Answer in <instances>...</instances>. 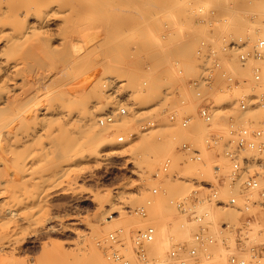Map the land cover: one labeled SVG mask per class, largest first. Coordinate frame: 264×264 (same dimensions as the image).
<instances>
[{"label": "rangeland", "instance_id": "rangeland-1", "mask_svg": "<svg viewBox=\"0 0 264 264\" xmlns=\"http://www.w3.org/2000/svg\"><path fill=\"white\" fill-rule=\"evenodd\" d=\"M11 1L13 2V0ZM121 1L123 0H119V4L117 2L118 5L114 7L115 9L111 8L112 11L110 10L109 13H111L112 16H106L107 14H109L107 13L109 9L105 5H100L101 8H99V10H97V8L93 12V14L95 13V16L91 17L90 21L86 25L84 37H86L87 41L86 44L84 42L85 45L82 51H78L76 42H74L75 40L77 41V39H75V36H77L76 34H78L75 27L76 25H65L63 23H60V25H55L56 27L53 26L55 29L53 27H50L51 29H47L48 32L46 31V33L47 35L50 34V37L51 33L56 34L52 35V37H54V40H52L53 38L46 40L45 37L43 38V40L41 36L38 38L39 40L35 42L36 46H34L35 52H33V48L31 47L33 46V44L28 45L30 44V42L28 44L24 43V46L21 45V42H17V45L19 46L20 44L23 48H20L17 45L15 46L16 43L13 45V48H15L14 52H17L16 54H18L19 56L18 57L16 55V58L18 57V61L20 63L19 70L16 71H19L20 73L18 72L17 74L15 73L16 71L14 72L15 74L12 73L13 75H17L18 77H16V83L14 82V85L10 83L7 85V91L5 93L6 100L4 101L6 102L5 109H7L8 111V113L6 112V114H4V118L6 117V119H9V122L6 121V124H8L7 127L9 130H11V132H13L12 130L16 129L17 127H20V129L23 127L25 129L28 123L30 124V122H28L27 120L29 119L28 109L32 104L31 102L35 98L34 96L39 94L42 95L43 91L46 95L49 91L62 90L74 95L76 94V98H79L82 95V99H84L85 96L89 98V95H91L90 97L93 98L92 94L94 92L91 93L92 85L101 75H104V77H108L107 79H109V77L111 78L115 76L114 80L116 79V85L112 90H116L117 93H120V96H118L120 97L122 102L120 101L121 103L118 106L122 104L125 105L124 103H126V105L128 106L129 114L123 118L117 117L118 122H116L115 124H118V126L119 119L128 122L125 126L121 125L119 130L114 127L115 125H102L100 123L101 116L107 110L116 108L117 105H113L111 103V99L104 92L101 93L103 95H101L100 93H98L99 95L97 93H94L98 96L95 95L96 97H94V99H89L92 100V105L96 104L100 108V110L96 112V122L98 123V125H100L101 132L96 136L93 135L90 137L88 135H82L80 133L72 132L71 127L73 128L74 125H79L77 124L78 121L76 123V120H74L73 123L71 122L72 120L66 122V119H63L62 121V117L58 119L54 117L55 121L53 123L51 122L53 126L52 124L48 125V120L52 121L51 117L48 114H42L41 118L47 116V118L45 117L46 120L45 118L42 119L43 121H47L46 124L47 128H49V131L48 133H40L42 134L41 137L40 134L37 135V140L32 139L36 142L34 143L33 141L34 145H32V140L27 141L28 143H26V139L24 138H21L19 140V138L22 137V134H19V136L15 135L16 137L18 136L17 139L16 137H13V133V135H7V137L10 138V142L8 143L9 140L7 138L6 141H8L6 143L7 145L5 146L6 160L4 158L3 164V167L5 169L4 175L7 177L5 178V181H13L12 184L14 188H12L15 190V193H12L13 189L11 187H8V189L11 188L12 191L10 192V190H7V192L9 191L10 194H15L13 199H15L16 197V199H19L18 201H24H21L22 204L27 202V205L29 207L24 204L22 205V207L24 206L25 209L20 207L21 210H19L18 216L20 215V219H22L20 220L17 216L19 220L16 217V220L14 221L15 223H17L18 221L19 224L21 223L23 225V227L18 226L19 228L17 233L22 227L20 232L18 233L19 235H14V237L19 236L17 237L19 240H17L18 244H16V249H13L14 251L8 248V250H10L12 254L8 252V255H6L5 257H0V264H17L18 262V264H65L67 261L70 264H88L85 263V261L90 263L92 262V260H101L97 259L98 257L102 258V264H125L123 261H114L108 258V252L112 251L111 249L113 248L111 244L107 242V237L110 232L121 226L126 227L127 232L122 236V242L116 248L121 251V254L125 257L126 260L129 261V264H132V261L133 264H151L143 263L136 257L133 250L134 232L146 227L150 223H156L159 229H162L158 236V243L151 246L155 247L152 249L153 253L159 252V248L161 246L163 247L166 241H168L164 237L166 236V233L169 232L168 229H175L180 232L178 226L180 225L179 223H181L179 220L182 219L178 216L175 209L167 206V197L164 194H160L159 196H157V206L151 209V215L149 218L138 217L128 211L130 207H136L138 205L144 204L146 198L151 196V194L144 188H142V186H149L154 183L152 180V175L156 168L167 157H174L178 162L184 161L182 165L179 164L175 169L181 175L190 176L194 175L197 172V165L187 162L185 156L177 152L178 141L175 140L174 136L177 134L178 127L176 123H173L175 125L174 126L173 124H170L168 122L163 111L178 108L183 100L187 102V108L191 110L197 109V105L200 100H198L194 96L193 92L186 88V82L194 77H198L203 72L201 65L203 63L204 56L198 55L194 49V46L197 42L204 41L205 47H213L219 50L221 49L222 45L228 43L229 40L238 38L240 36L254 39L259 36L264 38V0H226V2L225 0H210L211 2H206L207 0H204L205 2L203 0H187V9H182L178 12H175V8L167 9L170 6L171 1L174 2L176 0H145L146 3H148L147 5L146 3L144 4L145 7L143 6V4H137L141 3V0H128L131 2L129 3L130 5L126 0L127 2L124 1L125 4L127 3L125 6ZM177 1L180 2L182 0ZM16 2L17 1L15 0L14 3ZM22 2L24 3V1ZM213 2L214 4H212ZM135 3L137 4V6ZM161 3L163 7H160L159 4ZM21 5L19 4V7ZM102 6L103 9L105 7L108 10H102ZM139 6H141V8L138 9ZM165 6H167L166 9L164 8ZM172 6L174 5L171 4V7ZM98 11H101L100 15L96 16L99 13ZM15 12L19 17H22L23 14L24 16L25 14H27L25 12V7L17 8L16 11L13 10V13ZM174 15L177 16L176 23L172 22ZM9 16H14V19L15 17L16 19L19 18L15 14ZM110 17H112V19H110ZM25 18L22 17L21 19ZM25 20L22 21L25 22ZM62 27H65V29L63 28L64 32L62 31ZM141 27L144 28L142 29ZM145 27L147 28V30L145 29ZM130 29L132 31H130ZM49 30L52 32H50ZM143 31H145V36L142 35ZM35 33L36 35H39L40 32L36 30ZM57 33L63 35L57 36ZM47 35L45 36L47 37ZM66 35L67 39L65 41L67 42H64L63 37ZM143 37H146L144 39L146 41V48L144 49L146 50L142 52L143 47L137 45L136 43H134V41H136L138 38ZM116 40L120 42H117V45L115 44ZM105 42L108 43V45L111 43L112 46H108ZM98 43L99 48H97ZM105 45L107 46V48H109L108 50L107 48H104L106 47ZM27 46L28 48H26ZM29 47L31 50L29 49ZM93 47L97 49L95 50ZM118 48H122V50H124L123 52H127L128 50L130 52L128 51V53L125 54L120 52V49L118 50ZM5 49L6 51H10L12 48L11 46H6ZM135 49H139L137 53L133 52L136 51ZM90 50H92V53ZM81 53H85L87 56L84 54V57L81 55ZM140 53L144 54L141 55ZM11 55L12 57L15 56L14 53H7L8 57H10ZM126 55H128V57ZM79 56L81 58L83 57L81 62L84 69L83 67L79 68L77 63V66H74L73 60H77V62L80 61L81 58H78ZM221 56L223 57L224 62L231 67L233 78L241 81L242 83L240 85H238L239 83H232V88L229 89L226 80H224L223 78H217L215 83L216 88H221L218 92L220 93V91L225 90V95L228 94V97H226L221 102L220 97L218 96L219 93L216 94V97L215 95L212 96L216 104L220 103L218 107L222 105L228 106L230 104H234L236 99L241 94H251L255 91L253 89L254 84L252 83V66L254 62L251 61L247 66L243 67L239 63L237 53L230 51L228 53H222ZM121 57H123L122 62L120 59ZM108 58H112L113 62L114 60L117 62V68L112 66V64L115 63H111V60H109ZM93 59L94 61H91ZM84 61L86 62V64L84 63ZM81 62L79 65H81ZM106 64H108L110 68L113 67L114 69H116L114 70L115 73L114 71H112L113 68L111 70ZM180 69L183 70V73L181 75L178 73ZM109 72H112V75ZM242 73L244 74V76H241ZM23 75H25V78ZM95 79L96 81H94ZM65 81L66 83H64ZM56 87L59 88L57 89ZM168 87L171 88V92H173L174 94L170 97L166 96L164 93L165 89ZM231 89L232 91H230ZM86 93H88V95H86ZM30 98L32 99L30 100ZM43 100L44 99H42V102ZM219 111L221 112L216 115L214 129L225 132L227 130V111H222L221 109H219ZM246 113L247 112L242 113L239 109L236 108L233 111V116L239 122L245 123V125L258 123L261 119H264V107L252 109L249 110L247 114ZM251 114L252 116H250ZM253 114L256 115L254 116ZM195 117L196 121L192 124L190 131L196 142L198 144H201L202 139L208 132V130L204 128L203 123L200 121L196 113ZM149 120L155 121L158 124V128L145 132L143 131L142 126L145 125ZM26 121L27 125H25ZM70 124L73 126H70ZM49 126L54 128L53 131L50 132L51 128ZM49 133L52 134L51 137H47L48 135H51ZM131 134H135V137H131ZM44 135H46V137ZM59 135H61L60 138H57L59 137ZM119 135H125L128 141L126 143L118 145L116 143L110 145L105 142L107 137H112L116 140ZM62 136L65 137L62 138ZM49 139L52 144V151L49 153L50 155L48 154L49 156L46 154L40 156V160L36 162L37 164H35V169H38V171L40 172L39 174H42V170L44 173L45 169H49L51 165H53V161H56L57 158L59 159L62 156L61 152L63 148L61 147V145L65 144L64 139L68 142L70 139V143L68 146H70L69 148L71 149V152L73 153V151L78 150L76 154H79L80 156V161L75 163L74 166H72V169H70L68 172V178L70 181H61L62 179L60 180L59 178H56V181L53 177L52 181L48 179V181H44V184L42 182V184H40V181L39 183H36L32 179H29L31 178L28 177L30 176V174L28 175V173H26L24 169H22L24 166L23 162L26 161L23 158L27 159V156L32 153L31 147L36 146V144L38 143L39 145L47 144L46 142H48ZM57 139L60 140V142L63 141V143L58 144L59 141ZM13 140L15 143L13 142ZM145 142L149 144L146 145ZM9 144L15 145L11 146ZM56 144L57 147H61L62 150L60 148L57 149ZM99 144L101 147L99 146ZM142 144H145L144 146L147 147V149L152 145H154L155 147L159 145L163 147L164 151L160 155L161 158L158 157L159 160H154L158 162L151 161V163H153L152 165H149V162H147L146 159L143 158V156H145L143 155L145 152L143 153L144 148L140 149V147H142ZM71 145L72 147L74 146V148H72ZM10 148H12L13 150H11ZM54 149L56 150L54 151ZM97 151H100L102 154H106V152L108 151H110L111 153L108 155H101V157H97L95 156V154L98 153ZM147 153L152 152L149 149ZM141 154L143 156H141ZM148 158L150 161L151 157ZM145 161L148 164L142 163ZM146 164L147 166H151L149 167V170L148 167L145 166ZM17 168H20L22 171ZM206 171L208 175H210V169H206ZM17 185L20 187L16 188ZM22 186L25 190L27 189L28 191L22 189ZM164 186L165 188H167L168 195L175 197L186 194L189 189L188 184L183 181H164ZM28 188L31 189L29 190ZM21 190H24L25 192H27V194L24 191L22 192ZM22 194L23 196H21ZM112 194L114 198L109 199V196H111ZM26 195L29 197H27ZM32 201L37 202L36 206L39 205V201L43 202L41 205L44 204L45 207L43 206L44 208L42 207V210H40L39 212H37V209L33 211L34 213H40L38 215L41 217H36V214L32 215L29 209L31 208L30 206L33 203ZM34 204L35 203H33V205ZM112 205L114 206V208ZM115 206L121 207L120 210H118L119 207L117 208ZM33 208L34 207H32V209ZM160 208L161 210L164 209V212L168 213V215L170 214L167 220L162 221L160 220L159 215H157V212L160 210ZM156 209H158L157 212ZM114 212L116 213L117 218L115 217L110 220V214ZM230 213H232L233 215L234 212H228V215L223 212H218L217 217H226V215L229 216ZM24 215H32L36 223H27L28 217H24ZM234 215L232 216V218H236V216ZM24 219H26L27 221H24ZM108 219L110 220V222L108 221ZM18 223L17 225H19ZM50 223H53V230L46 229L48 224ZM169 225H171L170 228ZM106 227L110 228H107V230H105ZM99 230L101 232L103 231L101 233L102 236H100L101 234L98 233ZM188 231L189 230L187 229V232ZM179 232H174L176 236H178V240L188 239L187 237H185L188 236L187 233H185L186 235H184V233L181 232L182 234L179 235ZM95 235L97 236V238L99 235L100 239L96 238V240L94 237ZM236 238L237 237L234 231L233 235H231L230 237V241L228 244L229 249L238 247L239 244L237 243ZM226 250L227 249L225 247H221L218 253H229V251ZM50 252H53L55 256ZM91 252L92 254L90 255ZM94 254L99 256H94ZM89 255H93L92 258L94 259L89 257ZM50 256L52 258H50ZM226 257L227 255L225 256V258ZM49 258L51 259L52 263L50 262ZM54 258L56 261H54ZM88 258H91V261ZM160 264L168 263L165 261Z\"/></svg>", "mask_w": 264, "mask_h": 264}, {"label": "built area", "instance_id": "built-area-1", "mask_svg": "<svg viewBox=\"0 0 264 264\" xmlns=\"http://www.w3.org/2000/svg\"><path fill=\"white\" fill-rule=\"evenodd\" d=\"M194 49L198 55L204 56L201 65L203 72L186 82V88L200 100L197 109L187 108L188 104L183 100L178 108L163 112L168 122L176 123L178 127L174 136L178 141L177 152L184 155L187 162L197 165V172L183 176L175 169L184 161L178 162L174 157H167L154 171V183L142 186L151 196L146 198L144 204L128 209L135 216L149 218L151 209L157 206V196L164 194L167 206L174 208L182 218L179 229H188L190 233L185 236L187 240H178L173 232L167 234L164 237L168 241L159 248V252L153 253L155 247L151 246L158 243L160 229L156 223H150L134 232L133 250L143 263L264 264V119L245 125L233 116L236 108L243 113L264 107V38L240 36L229 40L219 50L207 48L205 42L201 41L196 43ZM230 51L238 54L243 67L254 62L252 83L255 91L241 94L234 104L218 107L220 103L216 104L212 98L221 89L216 88L217 78L226 80L229 89L232 83H242L233 78L231 67L221 56ZM178 73L181 75L183 70L180 69ZM164 93L168 97L174 95L170 87ZM226 97L228 94L220 96V102ZM124 104L107 110L101 116L100 123L107 125L117 117L127 116L129 110ZM219 109L227 111L225 132L214 129L216 115L221 112ZM195 113L208 130L201 144L196 142L190 131L196 121ZM157 128L158 124L153 120L142 126L145 132ZM130 136L135 137V134ZM117 140L120 143L128 141L125 135H119ZM206 169H210V175ZM168 180L186 182L189 189L182 196H169L164 187V181ZM216 212H234L237 218H217ZM115 217L114 212L109 219ZM234 231L239 245L229 249ZM126 232V227L121 226L109 233L107 242L113 248L108 252L110 260L129 263L116 248ZM221 247H225L229 253H218Z\"/></svg>", "mask_w": 264, "mask_h": 264}, {"label": "bare ground", "instance_id": "bare-ground-1", "mask_svg": "<svg viewBox=\"0 0 264 264\" xmlns=\"http://www.w3.org/2000/svg\"><path fill=\"white\" fill-rule=\"evenodd\" d=\"M14 1L15 0H13V2L11 1V0H9V1H3V0H0V257H5L6 255H8V252H10V250H8V248H10V249H16V244H18L17 242L19 241L18 240V238L17 237H19V236H16V237H14V235L15 234H17V235H19L18 233L20 232V230H21V228L23 227V225L21 224H19L18 223V221H17V223L19 224V225H17V223H15L14 221L16 220V217L18 216V214H19V210H21L20 209V207L21 208H24L25 209V207L23 206L22 207V205L24 204V205H27V202L26 203H21V201H18L19 199H16V197H15V199H13V197H14V195L15 194H12V193H15V190L13 189L14 187H13V181H9V180H7V181H5V178H7L5 175H4V171H5V169H4V167H3V164H4V158H5V146L7 145L6 143H7V141H8V143L10 142V138H8L7 137V135L8 134H14V138L16 137L15 135H18L19 136V134L22 136V137H20L19 138V140L21 139V138H24V139H26L25 141H26V143H28L27 141H31L32 139H34V140H37L36 139V136L37 135H39L40 133H48V129L49 128H47V124L48 125H51L54 121H55V119H54V117L55 118H61L62 117V121H63V119H66V122H69V121H71V122H73L74 123V120H76V123H77V121H78V123L77 124H79V125H77V126H75L74 125V127L72 128L71 127V131L72 132H74V133H80V134H84V135H88V136H93V135H97V134H99L101 131H100V125H98V123L96 122V112H98V110H100V108L96 105V104H94V105H92V100H90L89 98H91L90 96L91 95H89V98L87 97V96H85V97H87V98H85L84 97V99H82L83 97V95L82 96H80L79 98H76L75 97V95L74 94H71V93H69V92H66V91H55V90H53V91H49L48 92V94H44L45 92L43 91V93H42V95H36V96H34L35 98H34V100L31 102L32 104H31V106H30V108L28 109V118L29 119H27L28 120V122H30V124L28 123V125H27V121H26V124L25 125H27V127H25V129L23 128H21L20 129V127L18 128L17 126L18 125H21V124H18L16 127V129H14V130H12L13 132H11V130H9L8 129V127H7V125L8 124H6L7 122L6 121H8L9 122V119H6V117L4 118V114H6V112L8 113V111H7V109H5L6 108V106H5V103L6 102H4L6 99H5V93H6V89H7V85L10 83V84H12V85H14L16 82V77H18L17 75H13V74H15V73H17L18 74V72L16 71V70H19V67H20V63H19V59H18V54H16L14 51H15V48H13V45L15 44V46L17 45V42H21V45L22 46H24L26 43L28 44L29 42H30V44H28V45H32L33 44V46H31L33 49V52H35V47L34 46H36L35 45V42L36 41H38L39 39V37L41 36L42 37V39L45 37V39L47 40V39H52V40H54V37H52V35L54 34H52L51 33V37H50V34L49 35H47V33H46V31H47V29H49L50 27L52 28L53 26H55V25H60V23L62 24H65V25H67V24H71V25H76L75 27H76V30H77V32H78V34H76L77 36H75V39H77V41L75 40L74 42H76V45H77V49H78V51H82L83 50V48H84V45L86 44V41H87V39H86V37H84V33H85V31H86V25H87V23L90 21V19H91V17H93V16H95L94 14H93V12L97 9V10H99V8H101L100 7V5H105L108 9H106L105 7H104V9H103V6H102V10H105L106 9V11L108 10V12L107 13H109L110 12V10H111V8L113 9L114 7H116L118 4H119V0H16L17 2L16 3H14ZM22 1H24V3L22 2ZM127 2L126 0H123V1H121V2H123L122 4H124V6L127 4H125V2ZM131 1V0H130ZM130 1H128V4L129 3H131ZM186 1L187 0H182V1H174L175 2V4H174V2L173 1H171V4L172 5H174V6H172L171 7V4H170V6L167 8V9H171V8H175V12H178V11H181L182 9H187V4H186ZM204 1V0H203ZM206 1V0H205ZM204 1V2H205ZM213 1V0H212ZM219 1V0H218ZM217 1V2H218ZM223 1V0H222ZM10 2V3H9ZM20 2H22V3H20ZM117 2H118V4H117ZM120 2V3H121ZM134 2V1H133ZM137 2V1H136ZM139 2V1H138ZM206 2H211L210 0L208 1H206ZM215 2V1H214ZM214 2L212 3V4H214ZM225 2H226V0H225ZM146 3V1L145 0H141V3H137V4H143V6L145 7V4ZM216 3V2H215ZM222 3V2H221ZM11 4V5H10ZM13 4V5H12ZM19 4L21 5L20 7H19ZM136 4V3H135ZM137 4H136V6H137ZM148 3H146V5H147ZM164 4V3H163ZM166 4V3H165ZM121 5V4H120ZM119 5V6H120ZM130 5V4H129ZM133 5H134V3H133ZM132 5V6H133ZM160 5V7L162 6L163 7V5H162V3L161 4H159ZM11 6H12V8H11ZM14 6V7H13ZM16 6H18V7H16ZM122 6V5H121ZM212 6V5H211ZM214 6H216V5H214ZM16 7V8H15ZM22 7H25V12L27 13V14H25V16H24V14H23V18H25L26 16V20L25 19H21L22 17H19L17 14H16V12L15 13H13V10L14 11H16V9L17 8H22ZM166 7L167 6H165L164 8L166 9ZM139 8H141V6H139L138 7V9ZM164 8H163V10H164ZM115 9V8H114ZM160 9V8H159ZM162 9V8H161ZM19 10V9H18ZM21 10V9H20ZM112 11V10H111ZM99 12V11H98ZM101 12V11H100ZM100 12L98 13V15H96V16H99L100 15ZM104 12V11H103ZM15 14L17 17H19V18H17L16 19V17H15V19L13 18L14 16H9V15H13V14ZM24 13V12H23ZM105 13V12H104ZM102 15H103V13H102ZM111 15V13H109V14H107L106 16H110ZM112 16V15H111ZM10 17V18H9ZM13 19H12V18ZM103 17V16H102ZM176 17L177 16H173V20H172V22L173 23H176ZM104 18V17H103ZM102 18V19H103ZM19 19H21V20H19ZM110 19H112V17H110ZM109 19V20H110ZM171 19H172V16H171ZM25 20V22H23V21ZM96 20V19H95ZM98 21V20H97ZM244 22V21H243ZM97 23H99V22H97ZM100 23H102V22H100ZM64 25V26H65ZM242 25H244V24H242ZM135 26V25H134ZM56 27V26H55ZM88 27V26H87ZM137 27V26H136ZM50 28V29H51ZM54 28V27H53ZM60 28V27H59ZM63 28L65 29V27H62V31L64 32V30H63ZM138 28V27H137ZM142 28V27H141ZM144 28V27H143ZM142 28V29H143ZM55 29V28H54ZM67 29V28H66ZM145 29L147 30V28L145 27ZM36 30H38V32H40L39 33V35H36V33H35V31ZM53 30V29H52ZM75 30V29H74ZM132 30H133V27H132ZM131 29H130V31H132ZM50 31V30H49ZM54 31V30H53ZM129 31V32H130ZM48 32V31H47ZM50 32H52V31H50ZM63 32H60V33H63ZM70 32V31H69ZM73 32V31H72ZM58 34V33H57ZM69 34V33H68ZM145 34V31H143V34L142 35H144ZM45 35H47V37L45 36ZM54 35H56V34H54ZM60 34H58L57 36H59ZM61 35H63V34H61ZM60 35V36H61ZM65 35V34H64ZM86 36V35H85ZM145 36V35H144ZM63 37V36H62ZM61 37V38H62ZM77 37V38H76ZM56 38V37H55ZM146 37H143V38H138L136 41H134V43H136L137 45H139V46H142L143 47V49H142V52L143 51H145L146 49H144V48H146V41L144 40ZM63 39H64V42H67V41H65L66 39H67V35L66 36H64L63 37ZM86 39V40H85ZM44 40V39H43ZM51 40V41H52ZM57 40V39H56ZM115 40V39H114ZM73 41V40H72ZM111 41V40H110ZM49 42V41H48ZM84 42H85V44H84ZM99 42V41H98ZM101 42V41H100ZM107 42V41H106ZM105 42V43H106ZM113 42H115V41H113ZM117 42L118 43H120L119 41H117L116 40V42H115V44L117 45ZM122 42V41H121ZM18 43V44H19ZM23 43V44H22ZM25 43V44H24ZM110 43V42H109ZM132 43H133V41H132ZM47 44H49V43H47ZM53 44V43H52ZM72 44H73V42H72ZM101 44V43H100ZM107 45H108V43H106ZM114 44V45H115ZM21 45L19 44V46L18 47H20V48H23V47H21ZM55 45V44H54ZM62 45V44H61ZM99 45V43L97 44V46ZM109 45H111V43L109 44ZM108 45V46H109ZM6 46H11V50L10 51H6V49H5V47ZM94 46V45H93ZM106 46V45H105ZM112 46V45H111ZM119 47V46H118ZM26 48H28V46L26 47ZM66 48H68V47H66ZM94 48V47H93ZM97 48H99V46L97 47ZM96 48V49H97ZM102 48V47H101ZM104 48H107V46L106 47H104ZM123 48V47H122ZM122 48H118V50L120 49V52H122V53H128V51L127 52H123L124 50H122ZM126 48V47H125ZM124 48V49H125ZM138 48V47H137ZM141 48V47H140ZM29 49H30V47H29ZM37 49V48H36ZM95 49V48H94ZM95 49V50H96ZM109 48H107V50H108ZM22 50V49H21ZM31 50V49H30ZM29 50V51H30ZM51 50V49H50ZM93 50V49H92ZM92 50H90L91 51V53H92ZM94 50V51H95ZM106 50V51H107ZM111 50V49H110ZM113 50V49H112ZM122 50V51H121ZM127 50V49H126ZM136 51H133V52H138V50L139 49H135ZM28 51V50H27ZM89 51V50H88ZM14 53V55L15 56H13L12 57V55L10 56V57H8L7 56V53L9 54V53ZM52 52V51H51ZM68 52V51H67ZM85 52V51H84ZM108 52V51H107ZM113 52H115V51H113ZM130 52V51H129ZM132 52V53H133ZM141 52V51H140ZM148 52V51H147ZM69 53V52H68ZM86 53V52H85ZM84 53V54H85ZM90 53V54H91ZM109 53V52H108ZM27 54H28V52H27ZM66 54V53H65ZM84 54H82L81 53V55L82 56H84ZM87 54V53H86ZM85 54V55H86ZM141 55H143L142 53H140ZM140 54H139V56H140ZM146 54V53H145ZM16 55L18 56L17 58H16ZM80 55V56H81ZM88 55V54H87ZM86 55V56H87ZM118 55V54H117ZM25 56V55H24ZM27 56V55H26ZM54 56H56V55H54ZM60 56H62V55H60ZM77 56V55H76ZM75 56V57H76ZM78 57V58H81V57ZM124 56V55H123ZM127 57H128V55H126ZM129 56H131V55H129ZM134 56H135V54H134ZM12 57V58H11ZM63 57H64V55H63ZM85 57V56H84ZM115 57V56H114ZM16 58V59H15ZM23 58H25V57H23ZM83 58V57H82ZM82 58L80 59V61H78L77 62V60H73V63H74V66L76 65V63L78 64V67L80 68H82L83 66H82V62H81V60H82ZM109 58H110V56H109ZM108 58V59H109ZM112 58H113V56H112ZM112 58L111 59H109V60H111V63L113 62V60H112ZM22 59V58H21ZM61 59H63V58H61ZM67 59V58H66ZM65 59V60H66ZM77 59V58H76ZM121 59V62L123 61V57H121L120 58ZM23 60H25V59H23ZM79 60V59H78ZM62 61V60H61ZM91 61H94V59L93 60H91ZM96 61V60H95ZM102 61H104V60H102ZM101 61V62H102ZM80 62H81V65H79L80 64ZM100 62V63H101ZM110 62V61H109ZM120 62V61H119ZM84 63L86 64V62L84 61ZM84 63H83V65H84ZM99 63V64H100ZM113 63H115V64H112V66L113 67H116L117 68V65H116V61L114 60V62ZM72 64V63H71ZM110 64V63H109ZM22 65V64H21ZM24 65V64H23ZM87 65H89V64H87ZM107 66H108V64H106ZM116 65V66H115ZM26 66V65H25ZM24 66V67H25ZM77 66V65H76ZM94 66V65H93ZM111 66V65H110ZM111 66V67H112ZM23 67V66H22ZM21 67V68H22ZM63 67V66H62ZM77 67V68H78ZM109 67V66H108ZM112 67V68H113ZM68 68H69V65H68ZM110 68V67H109ZM112 68H110L111 70H112ZM83 69H84V67H83ZM87 69H88V67H87ZM69 70V69H68ZM82 70V69H81ZM86 70V69H85ZM108 70V69H107ZM114 70H116V69H114L113 68V70L112 71H114ZM16 71V72H15ZM22 71V70H21ZM71 71V70H70ZM76 71V70H75ZM105 71H106V69H105ZM15 72V73H14ZM40 72V71H39ZM103 72V71H102ZM10 73H11V75H10ZM13 73V74H12ZM20 73V72H19ZM73 73V72H72ZM76 73V72H75ZM81 73V72H80ZM107 73H108V71H107ZM110 74L112 73V72H109ZM114 73H115V71H114ZM113 73V74H114ZM77 74V73H76ZM97 74V73H96ZM95 74V75H96ZM103 74V73H102ZM104 74H106V73H104ZM109 74V75H110ZM22 75V74H21ZM42 75V74H41ZM78 75V74H77ZM112 75V74H111ZM110 75V76H111ZM115 75V74H114ZM24 76V78H25V75H23ZM241 76H244V74L242 73V75ZM22 77V76H21ZM76 77V76H75ZM73 78H74V76H73ZM108 77H104V75H101L98 79H97V81H96V79L94 80V81H96L93 85H92V88H91V90H92V92L91 93H105L110 99H111V103L113 104V105H117L116 107H118V105L122 102V100L120 99V93H117L116 92V90H112L113 89V87L116 85V79L114 80V78H115V76L114 77H109V79H107ZM70 80H71V78H70ZM15 82V83H14ZM64 83H66V81L64 82ZM11 85V86H12ZM59 85V84H58ZM57 85V86H58ZM62 85V84H61ZM15 86H17V85H15ZM65 86V85H64ZM14 87V86H13ZM12 88V87H11ZM57 89L59 88V87H56ZM56 88H53V89H56ZM64 88V87H63ZM8 89H9V86H8ZM116 89V88H115ZM13 90V89H12ZM49 90H52V89H49ZM10 91V90H9ZM68 91V90H67ZM87 91V90H86ZM224 91L225 90H222V91H220V94L221 95H219V97L220 96H223V95H225V93H224ZM47 93V92H46ZM90 93V92H89ZM92 94L93 95V98H91V99H94V97H96L95 95H97V94ZM45 96H44V95ZM84 94H85V92H84ZM86 95H88V93H86ZM99 95V94H98ZM97 95V96H98ZM101 95H103V94H101ZM119 95V96H118ZM43 96V97H42ZM82 97V98H81ZM100 97V96H99ZM80 98H81V100H80ZM32 98H30V100H31ZM42 99H44L43 100V102H42ZM80 100V101H79ZM121 101V102H120ZM30 102V101H29ZM75 106V107H74ZM28 108V107H27ZM222 109H225V108H222ZM223 111H226V110H223ZM249 111H247V113H248ZM246 113V114H247ZM42 114H48L50 117H51V120L52 121H50V120H48V123L46 124V122L47 121H45L46 120V118H47V116H45V117H42L43 119L45 118V122L43 121V119L41 118V115ZM245 114V113H244ZM8 115V114H7ZM254 115V114H253ZM256 115V114H255ZM254 115V116H255ZM48 116V117H49ZM53 116V117H52ZM198 116V115H197ZM245 116H247V115H245ZM250 116H252V114L250 115ZM258 116V115H257ZM255 118H257V117H255ZM6 119V120H5ZM48 119H50V118H48ZM13 120V119H12ZM43 122H42V121ZM68 120V121H67ZM20 121V120H19ZM22 121V120H21ZM13 122V121H12ZM52 122V123H51ZM70 122V123H71ZM116 122H118V118H116V120L111 124H109V125H112V126H114V127H116V129H118L119 130V128L121 127V125H123V126H125L128 122L127 121H123V120H121V119H119V126H118V124L116 125L115 123ZM20 123H22V122H20ZM25 123V122H24ZM23 123V124H24ZM72 123V124H73ZM22 124V125H23ZM108 125V126H109ZM52 126H53V124H52ZM70 126H73V125H71L70 124ZM50 127V126H49ZM51 128V130H50V132L51 131H53V129L54 128H52V127H50ZM115 129V130H116ZM220 131V130H219ZM12 134V135H13ZM42 134H40V137H41V135ZM49 134H51V133H49ZM48 135V134H47ZM17 136V137H18ZM45 137H46V135H44ZM51 137L52 136V134L51 135H48L47 137ZM54 136V135H53ZM58 136V135H57ZM60 136L61 135H59V137H57V138H60ZM17 137H16V139H17ZM35 137V138H34ZM39 137V136H38ZM63 137H65V136H62V138ZM8 138V140L6 141V139ZM93 138V137H92ZM45 139V138H44ZM34 140H32V145H34L33 144V141ZM58 140V139H57ZM61 140H63V139H61ZM66 140H67V137H66ZM65 139H64V141H65V144H62L61 145V147L63 148V150H62V148L61 147H59L61 150H62V152H61V157L57 160L56 159V161H53V165H51V167L49 168V169H45V172L43 173V170H42V174H39L40 172L38 171V169L36 170L35 169V164H37L36 162L37 161H39L40 160V156L42 155L43 156V154H46V155H48L51 151H52V147H51V141H50V139H49V141L48 142H46L47 144H42V145H39V143L38 144H36V146H33V147H31V154L30 155H26L27 156V159L26 158H23V159H25L26 161H24L23 162V164H24V166H23V168L22 169H24V171L26 172V173H28V175L30 174V176H28V177H31V178H29V179H32L34 182H38L39 183V181H40V184H44L46 181H48V179H50L51 181H52V179H53V177H54V180H56V178L58 179H62L61 181H63V180H69V178H68V172H69V170L70 169H72V166H74V164L75 163H77V162H79L80 161V156H79V154H76L77 152H78V150H76V151H73V153L71 152V149L69 148L70 146H68L69 145V143H70V139H69V142L68 141H66ZM47 141V140H46ZM55 141H56V139H55ZM59 141V143L58 144H60V143H63V141L62 142H60V140H58ZM105 141V140H104ZM13 142H14V140H13ZM12 142V143H13ZM38 142V141H37ZM42 142H43V140H42ZM45 142V141H44ZM103 142V141H102ZM106 143H108V144H110V145H113V144H122V143H120L119 141H117V139L115 140L114 138H112V137H107V139H106V141H105ZM104 142V143H105ZM15 143V142H14ZM20 143V142H19ZM34 143H36L35 141H34ZM56 143V142H55ZM71 143H72V141H71ZM103 143V144H104ZM25 144V143H24ZM54 144V143H53ZM145 144L147 145V144H149V143H146L145 142ZM144 144V145H145ZM9 145H11V144H9ZM8 145V146H9ZM13 145H15V144H13ZM13 145H11V146H13ZM30 145H31V143H30ZM38 145H39V147H38ZM74 145V144H73ZM143 144L141 145L142 147H140V149H143V155H145V156H143L142 154H141V156H143V158L144 159H146V161L147 162H149V165L151 164L152 165V163H151V161H154L155 159H158V157H160V155L163 153V151H164V149H163V147L162 146H154V145H152L151 147H149L148 149H147V147H145ZM41 146V147H40ZM60 146V145H59ZM75 146V145H74ZM74 146L72 147V145H71V147L72 148H74ZM99 146H100V144H99ZM149 146V145H148ZM76 147V146H75ZM101 147V146H100ZM13 148V147H12ZM12 148H10L11 150H13ZM30 148V147H29ZM56 148L57 149H59L58 147H57V144H56ZM9 149V150H10ZM149 151V149H150V151L152 152V153H147L148 151ZM56 149H54V151H55ZM60 150V151H61ZM70 152H69V151ZM142 151V150H141ZM11 152V151H10ZM98 152V151H97ZM100 152V151H99ZM97 153V154H95V156H97V157H101V155H108V154H110L111 152L110 151H108V152H106V154L105 153ZM60 153V152H59ZM50 155V154H49ZM48 155V156H49ZM25 156V157H26ZM14 157V156H13ZM82 157V156H81ZM148 157H151V160L149 161V158ZM45 158V157H44ZM161 158V157H160ZM5 160H6V158H5ZM159 160V159H158ZM8 161V160H7ZM22 161V160H21ZM142 162V163H147V162ZM154 162H158V161H154ZM21 163V162H20ZM22 164V163H21ZM21 164H20V166H21ZM79 164V163H78ZM143 164V165H144ZM148 164V163H147ZM147 164L145 165L146 167H148V170L150 169L149 167H151V166H147ZM34 166V167H33ZM37 166V165H36ZM15 167V166H14ZM19 167V166H18ZM17 169H19V170H21L20 168H17ZM22 171V170H21ZM38 171V172H37ZM210 172V171H209ZM145 176V175H144ZM22 177H24V176H22ZM27 177V178H28ZM11 180V179H10ZM36 180V181H35ZM38 180V181H37ZM22 181H23V179H22ZM45 181V182H44ZM57 181V180H56ZM59 181V180H58ZM70 181V180H69ZM33 182V183H34ZM42 182V183H41ZM50 182V181H49ZM30 183V182H29ZM32 183V184H33ZM18 184V183H17ZM35 184V183H34ZM167 184V183H166ZM165 184V185H166ZM16 185V184H15ZM26 185V184H25ZM38 185V184H37ZM43 186V185H42ZM8 187H13L12 189H13V191H12V189L11 188H9L8 189ZM18 187H20V186H16V188H18ZM33 187V186H32ZM38 187V186H37ZM165 187V186H164ZM167 187V186H166ZM22 189H24L23 188V186H22ZM29 190L31 189V188H28ZM42 189V188H41ZM167 189V188H166ZM7 190H10V192L12 191V193L10 194V192L8 193L7 192ZM25 190V189H24ZM23 190V191H24ZM27 190V189H26ZM25 190V191H26ZM22 191V190H21ZM22 191V192H23ZM24 191V192H25ZM28 191V190H27ZM41 191V190H40ZM19 192H20V190H19ZM26 194H27V192H25ZM25 193H24V195H25ZM34 193H36V192H34ZM119 193V192H118ZM39 194V193H38ZM34 195V194H33ZM116 195V194H115ZM121 195H122V193H121ZM21 196H23V194L21 195ZM27 196V195H26ZM35 196V195H34ZM27 197H29V196H27ZM110 198L109 199H111V198H114V196H113V194L111 195V196H109ZM119 197V196H118ZM18 198V197H17ZM45 198V197H44ZM43 198V199H44ZM121 198V197H120ZM28 199V198H27ZM46 199V198H45ZM17 200V201H16ZM26 200V199H25ZM47 200V199H46ZM115 200H117V199H115ZM119 200V199H118ZM44 201V200H43ZM112 201V200H111ZM22 202H24V201H22ZM33 202V201H32ZM47 202V201H46ZM114 202V201H113ZM112 202V203H113ZM33 203H35L34 205H33ZM32 203V205L30 206L31 208H29L30 209V211H31V213H32V215L34 214H36L35 216L36 217H38L39 215L38 214H40V213H34L33 211H35L36 209H37V212H39L40 210H42V207L44 206V204L43 205H41L43 202H38L39 203V205H37L36 206V201H34ZM111 203V202H110ZM28 204H29V202H28ZM114 204V203H113ZM28 206V205H27ZM113 206V205H112ZM120 206V205H119ZM119 206H115V207H119ZM29 207V206H28ZM32 207H34L33 209H32ZM40 207H41V209H40ZM45 207V206H44ZM43 207V208H44ZM113 208H114V206H113ZM120 208L121 207H119L118 208V210H120ZM159 208V207H158ZM172 208V207H171ZM28 209V208H27ZM39 209V210H38ZM174 209V208H173ZM158 211V209H156V212ZM156 212H154V213H156ZM30 213V212H29ZM217 213L218 212H216L215 213V216L217 217ZM223 213H225V214H227L228 215V212L226 213V212H223ZM28 214V213H27ZM235 213H233V215H234ZM30 215V214H29ZM29 215H24V217H28L27 218V220L26 219H24V221H27V223L28 222H31L32 224L35 222L34 220V217L31 215V216H29ZM157 215H159V218H160V220H167V218L170 216V214L168 215V213H166V212H164V209H162L161 210V208H160V210L157 212ZM226 215V217L228 218L229 217V219L230 218H232V213H230V215L229 216H227ZM219 216V215H218ZM234 216H236V214L234 215ZM19 217V219H20V215L18 216ZM18 217H17V219H18ZM39 217H41V216H39ZM225 216H223V217H220V218H226ZM217 218H219V217H217ZM235 218V217H234ZM234 218H232L233 220H234ZM237 218V217H236ZM236 218H235V220H236ZM18 219V220H19ZM22 219V218H21ZM20 219V220H21ZM106 219V218H105ZM182 219V218H181ZM231 219V220H232ZM107 220V219H106ZM108 221L110 222V220L108 219ZM180 222L182 221V220H179ZM21 222V221H20ZM26 223V222H25ZM26 223V224H27ZM30 223V224H31ZM36 223V222H35ZM39 223V222H38ZM37 223V224H38ZM46 223H47V221H46ZM180 224V223H179ZM40 225V224H39ZM43 225V224H42ZM60 225V224H59ZM20 226H22L20 229H19V232L17 233V231H18V228ZM46 227V226H45ZM54 226H53V223H50V224H48V226H47V228L46 229H54L53 228ZM56 227V226H55ZM179 227V226H178ZM96 228V227H95ZM107 228L109 229L110 227H106V229L105 230H107ZM42 229V228H41ZM57 229V228H56ZM59 229V228H58ZM100 229V228H99ZM177 229V228H176ZM179 229V228H178ZM96 230V229H95ZM98 230V229H97ZM180 230V229H179ZM26 231V230H25ZM35 231V230H34ZM66 231V230H65ZM160 231H162V229H160ZM168 231L170 232V233H174V232H179V231H177V230H175V229H172V230H169L168 229ZM186 231V232H185ZM185 231H181L180 230V232L178 233L179 235L180 234H182L181 232H183L184 233V235H186L185 233H187V234H189L188 232H187V229H185ZM95 232V231H94ZM103 232V231H102ZM100 230L98 231V233H102ZM169 232H167L166 233V235L167 234H170ZM97 233V232H96ZM95 233V234H96ZM97 233V234H98ZM24 234V233H23ZM26 234V233H25ZM45 234V233H44ZM94 234V233H93ZM96 234V235H97ZM99 234V235H100ZM94 236L95 237V239L97 238V236ZM98 235V238L100 237V236H102V234L99 236ZM104 235H106V234H104ZM103 235V236H104ZM176 237H178V236H176ZM97 238V239H98ZM96 239V240H97ZM100 239V238H99ZM178 239V238H177ZM18 240V241H17ZM104 240V239H103ZM101 242V241H100ZM103 242V241H102ZM21 247V246H20ZM95 248H97V247H95ZM224 248V247H223ZM49 250V249H48ZM98 250V249H97ZM14 251V250H13ZM17 251V250H16ZM108 251V250H107ZM100 252V251H99ZM224 252V251H223ZM11 253V252H10ZM50 253H52L53 254V252H50ZM50 253H49V255H50ZM12 254V253H11ZM92 254V252L90 253V255ZM46 255V254H45ZM49 255H47V256H49ZM54 255V254H53ZM89 255V257H93V255L92 256H90ZM102 255V254H101ZM55 256V255H54ZM58 256V255H57ZM94 256H97V255H95L94 254ZM99 256V255H98ZM97 256V257H98ZM8 257V256H7ZM59 257H61V256H59ZM63 257V256H62ZM50 258H52L51 256H50ZM49 258V259H50ZM91 258H88V259H90V261H91ZM104 258V257H103ZM46 259V258H45ZM49 259H47V260H49ZM92 259H94V258H92ZM97 259H101V260H97L100 264H102L103 262H102V258H100V257H98ZM15 260V259H14ZM63 260V259H62ZM81 260V259H80ZM87 260V259H86ZM2 261H3V259H2ZM54 261H56L55 260V258H54ZM64 261V260H63ZM72 261V260H71ZM96 260H92V262H90V263H93V264H99L97 261L95 262ZM132 261V260H131ZM11 262H12V260H11ZM15 262H17V261H15ZM50 262H51V259H50ZM59 262V261H58ZM19 263V262H18ZM17 263V264H18ZM52 263V262H51ZM65 263V262H64ZM66 263H69L68 261L66 262ZM65 263V264H66ZM85 263H88V264H90L89 262H86L85 261ZM21 264V263H20ZM70 264V263H69ZM72 264V263H71ZM73 264H77V263H73ZM84 264V263H83ZM129 264V263H128ZM132 264H133V261H132ZM135 264H137V263H135ZM152 264V263H151Z\"/></svg>", "mask_w": 264, "mask_h": 264}]
</instances>
